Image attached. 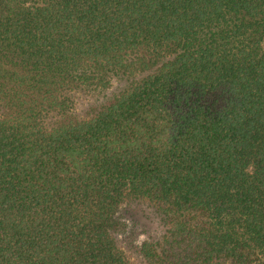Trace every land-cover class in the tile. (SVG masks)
Instances as JSON below:
<instances>
[{
	"label": "trees",
	"instance_id": "obj_1",
	"mask_svg": "<svg viewBox=\"0 0 264 264\" xmlns=\"http://www.w3.org/2000/svg\"><path fill=\"white\" fill-rule=\"evenodd\" d=\"M0 264H264V0H0Z\"/></svg>",
	"mask_w": 264,
	"mask_h": 264
},
{
	"label": "rangeland",
	"instance_id": "obj_2",
	"mask_svg": "<svg viewBox=\"0 0 264 264\" xmlns=\"http://www.w3.org/2000/svg\"><path fill=\"white\" fill-rule=\"evenodd\" d=\"M86 102H90V100H89V98L87 97V98H82L81 100H80V103H81V105H80V107H79V109L80 110H83L84 109V103H86Z\"/></svg>",
	"mask_w": 264,
	"mask_h": 264
}]
</instances>
